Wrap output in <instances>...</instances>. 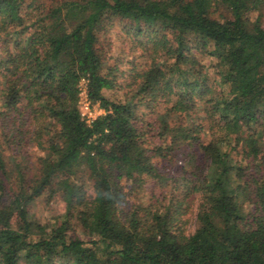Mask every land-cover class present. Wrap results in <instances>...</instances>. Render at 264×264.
<instances>
[{
    "label": "trees",
    "instance_id": "16d2710c",
    "mask_svg": "<svg viewBox=\"0 0 264 264\" xmlns=\"http://www.w3.org/2000/svg\"><path fill=\"white\" fill-rule=\"evenodd\" d=\"M263 17L264 0H0V264H264ZM118 26L132 59L105 50ZM39 200L63 212L44 222Z\"/></svg>",
    "mask_w": 264,
    "mask_h": 264
},
{
    "label": "rangeland",
    "instance_id": "374dc122",
    "mask_svg": "<svg viewBox=\"0 0 264 264\" xmlns=\"http://www.w3.org/2000/svg\"><path fill=\"white\" fill-rule=\"evenodd\" d=\"M222 13L227 14V11L223 8L219 9L214 15L216 17H219ZM264 19V17H263ZM116 28L118 31L116 32ZM121 28L115 27L110 34V42H104L105 50L108 51L110 58L121 56V59L127 60L132 59L133 56H135L136 48L131 46V43L129 42V39L127 38V35L122 33L120 30ZM110 44V45H108ZM111 46V47H110ZM109 47V48H108ZM109 62H112L109 60ZM128 65L125 63L122 65V68L127 70ZM104 94L106 97L110 98L111 100H119L123 98V92L118 89H106L104 90ZM79 107L82 112V115L85 116L88 121L93 120L95 117L101 115L104 113V110L100 107L98 103H93L88 98L87 95V81L82 80L80 82V93H79ZM55 204L54 207H52ZM33 214L36 218L47 221L55 214H59L63 212V206L59 203L56 205V203L51 204L48 206V204L44 203L43 201L39 200L37 204L32 209ZM189 218L191 221V227L190 229L193 230L195 228V216L193 212L189 214Z\"/></svg>",
    "mask_w": 264,
    "mask_h": 264
},
{
    "label": "built area",
    "instance_id": "2783aa9c",
    "mask_svg": "<svg viewBox=\"0 0 264 264\" xmlns=\"http://www.w3.org/2000/svg\"><path fill=\"white\" fill-rule=\"evenodd\" d=\"M95 118H96V117H95ZM95 118H94V119H95ZM87 120H88V119H87ZM90 121H92V120H90Z\"/></svg>",
    "mask_w": 264,
    "mask_h": 264
}]
</instances>
